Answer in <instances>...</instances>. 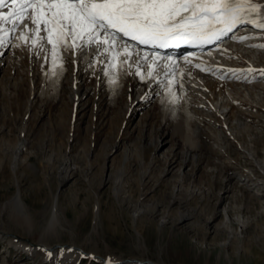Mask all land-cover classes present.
<instances>
[{
    "label": "rangeland",
    "instance_id": "1",
    "mask_svg": "<svg viewBox=\"0 0 264 264\" xmlns=\"http://www.w3.org/2000/svg\"><path fill=\"white\" fill-rule=\"evenodd\" d=\"M261 35L255 45H264ZM34 49L0 62V264H103L69 259L68 244L146 264H264V49L234 47L229 58L240 71L223 77L233 97L229 127L189 93L205 134L191 138L195 150L158 104L131 117L128 98L145 86L127 84L112 103L109 92L96 97L99 79L86 71L80 102L71 53L64 81L47 51ZM17 196L27 220L15 214Z\"/></svg>",
    "mask_w": 264,
    "mask_h": 264
},
{
    "label": "bare ground",
    "instance_id": "2",
    "mask_svg": "<svg viewBox=\"0 0 264 264\" xmlns=\"http://www.w3.org/2000/svg\"><path fill=\"white\" fill-rule=\"evenodd\" d=\"M8 2L10 3V0H8ZM7 10V7L0 9V11H3L5 13L7 12ZM260 17H264V9H261ZM253 18H256L255 14H253ZM260 22L264 23V18L260 19ZM25 24L28 25L27 28L24 24H22L16 29L14 33L10 32L6 35L0 33V38L4 40V43L0 44V62L3 61L4 58L7 59L12 57L15 52L19 51V49L23 46H32V39H29L27 41L20 40L21 33H28V28L33 27L28 21H25ZM41 29H43V25H41ZM251 29L264 34V30L256 28L250 23L239 24L232 30V32L221 37L220 40L207 44L201 49H182L183 51H181L180 53H185V56H181L178 49H176L177 47L173 48L176 43L170 44L168 48L166 47L161 49L159 47L149 48L147 46H141L138 44V46H136L135 48L143 49L144 54L140 56L132 55L131 59L127 63L121 64L120 61L123 60L125 56L124 52L121 51L117 56L116 61L114 62V67H108L111 61L110 55H97V48L95 45L91 47L75 49V53L71 48H69L68 50H64V48L61 46L57 50V59L55 65L53 64L52 45L49 44L46 39H37L35 47H32L36 48L37 50L39 49L41 51H47V54H49L50 56L48 57V59L51 61L52 67L59 72L60 76L62 75L64 81L68 80L69 78L68 67H66L68 66L67 60L69 59V56H66L65 53L67 51L71 53V55L73 56L74 67V69L71 71L75 90L74 96L75 98H80V102L82 100L81 96L83 94L79 89V83L81 81L83 73L86 71L91 75L95 74L97 79H99L97 86L94 88L96 97L101 92H109L112 103H115V101L119 100V98L123 96L127 84L131 85L132 87L136 86V84H138V86H145L144 90H140L137 92V97L135 100L134 97L133 99L128 98L130 102L127 105V109L129 110V112L132 111L131 117H134L136 115V112L138 111L135 110H138V107H141V105H147V103L155 105L158 104L161 107L163 122L167 123L168 120L175 125L174 135H177L179 133H181V135H184V133H186V141L189 142V149L195 150L199 147V145L190 142L191 138H204L205 134L202 131V122L197 119V113L194 109L191 108L190 102L188 100V95L189 93H193L199 95L201 99L205 100V102L207 101V105H212L213 110L219 111L218 115L223 119L225 123L223 126L225 127L226 125L227 127H229L228 121L231 120L230 112H226L224 109L228 107L229 103L231 104L233 102V97L231 92L226 88V83L224 82L223 77L231 76L232 72H235V74L240 72L238 71V68H236L237 70L233 69L234 66H231V63H229V58L234 57L231 56L234 55V47H236L238 50L242 47H245V49L248 50L257 48V45H255L256 42H252V44L249 43V45H247L248 41L252 39V36H248L246 39H244L245 41H247L246 45L243 43L244 40L240 41L238 39L239 36H244L243 32ZM38 35L39 37H46L47 34L43 30H41ZM118 37H120L121 39H118ZM117 39L118 41H120V44L118 45V47L120 48H123L125 44L131 45L133 48V43L135 42L137 44L136 41H132L129 38L123 37L119 34L117 35ZM68 42L70 44L71 40L69 39ZM225 42H228V45H230V47L225 48L224 44H220ZM41 45H43V47H41ZM36 49H34L35 52ZM84 51L85 55H82ZM152 54H156V56L160 58V67H155L152 65ZM144 56L148 57V62L147 65L141 66L143 64V61L140 58ZM83 59H85L84 64L82 63ZM165 65H171V68H169L167 72L164 67ZM138 67L140 70V75H136ZM251 67L255 68L256 65L254 64ZM250 70H253V68H251ZM106 72L108 73L107 75H105ZM149 72L153 73L152 77L148 76ZM141 76H143L144 78L141 79ZM134 78H136L135 82L133 81ZM113 79L114 82H110ZM215 91L219 92L218 94L220 95V97H222V100L215 99ZM209 109L212 108L209 107ZM215 138L217 140H220V136L216 133L214 135V139ZM156 143L159 144V140L156 141ZM167 143L168 142H163L162 144L166 145ZM189 162L190 161L187 155L185 158V163L188 164ZM257 165L258 169L264 171V161L258 163ZM12 206L15 210L16 216L23 219L27 218L24 213V207L21 204L18 196L14 201H12ZM227 213L229 214V212ZM181 216L182 217H180V220L190 219V215L182 214ZM56 220L57 214H54L49 230L54 229ZM231 221L232 220L229 217L227 219V223L231 224ZM233 237L235 238V236ZM41 246L45 250H54L47 246ZM26 248L28 250L31 249L29 245H26ZM61 250L62 255L67 256L69 259L81 258L82 256L86 255L91 259L97 258V260L103 264H146L147 262L136 260L133 261L134 259L130 261L119 259L108 260L106 258H103L102 256L87 253L81 247H77L71 244H68L66 248H62Z\"/></svg>",
    "mask_w": 264,
    "mask_h": 264
},
{
    "label": "snow or ice",
    "instance_id": "3",
    "mask_svg": "<svg viewBox=\"0 0 264 264\" xmlns=\"http://www.w3.org/2000/svg\"><path fill=\"white\" fill-rule=\"evenodd\" d=\"M4 7L8 10L0 11V33H14L22 24L28 27L25 21L30 22L33 27L28 28V33H21L20 40L32 39L35 47L37 39H46L52 45L54 65L61 46L75 53V49L93 45L98 56H111L108 67L115 66L121 51L125 56L120 63H127L139 53L128 44L118 47V34L140 45L166 48L182 40L210 44L244 23L264 30V23L260 22L264 5L254 0H0V9ZM41 30L46 37H39ZM256 47L264 49V45ZM152 55V65L160 67V58ZM140 59L141 66L147 65V56ZM164 67L167 72L171 65ZM260 74L264 76V70ZM136 75H140L139 67ZM152 75L148 73L149 77Z\"/></svg>",
    "mask_w": 264,
    "mask_h": 264
}]
</instances>
